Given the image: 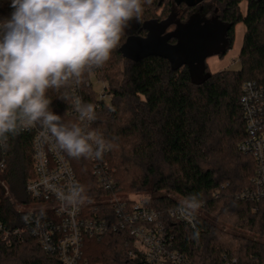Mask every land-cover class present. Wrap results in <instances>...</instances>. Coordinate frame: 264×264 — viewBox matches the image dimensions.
<instances>
[{
    "label": "trees",
    "instance_id": "1",
    "mask_svg": "<svg viewBox=\"0 0 264 264\" xmlns=\"http://www.w3.org/2000/svg\"><path fill=\"white\" fill-rule=\"evenodd\" d=\"M211 1L229 27L226 53L220 57L233 48L237 25L245 26L238 71L210 74L196 83L188 68L174 70L170 61L161 56L139 62L126 59L122 47L132 37L146 38V23H162L179 12L180 23L186 24L191 16L202 13L201 5L189 8L185 4L175 6L173 0H161L157 10L163 12L157 16L152 11L156 0H144L143 22L130 21L121 46L105 65L92 71L106 82L109 103L98 99L91 72L78 85L49 89L47 96L51 99L50 110L61 115L62 122L68 125L80 123L72 97L94 105L96 119L90 130L111 145L101 165L113 174L118 194L147 195L150 208L159 211L176 209L184 205L180 200L197 197L200 206L197 211L191 210L197 217L196 230L166 221L176 249L191 264H224L225 256L236 259L237 264H264V201L241 198L251 187L256 164L239 148L247 135L240 105L242 87L246 82L264 85V0ZM244 1L245 14L240 7ZM10 15L8 0H0V21ZM176 29L177 25L172 24L167 33ZM176 42L172 39L169 43ZM121 62L123 68L119 66ZM87 83L91 86L87 87ZM63 95L69 99H60ZM33 135L22 131L8 134V151L0 157L6 161L0 179L8 187V192L0 189V222L9 229L22 226L23 215L17 206L31 200L26 185L34 177ZM64 154L79 186L84 188L87 211L98 213L101 219H114L113 207L106 201L108 193L94 175L93 158L77 159ZM227 224L254 236L227 231L223 227ZM132 250L137 252L129 233L110 231L100 241L87 239L84 256L91 264H142L130 257ZM0 264L61 262L46 253L34 237L25 234L5 239L0 234Z\"/></svg>",
    "mask_w": 264,
    "mask_h": 264
},
{
    "label": "clouds",
    "instance_id": "2",
    "mask_svg": "<svg viewBox=\"0 0 264 264\" xmlns=\"http://www.w3.org/2000/svg\"><path fill=\"white\" fill-rule=\"evenodd\" d=\"M143 2L11 0L10 17L0 21V148L7 147L8 134L39 125L43 139L69 157L102 158L111 145L88 130L86 122L96 119L94 105L72 97L80 123L68 125L50 110L47 92L78 85L86 73L105 65L130 21L143 22ZM59 195L76 205L84 188L74 185ZM184 206L195 211L200 202L191 196Z\"/></svg>",
    "mask_w": 264,
    "mask_h": 264
},
{
    "label": "built area",
    "instance_id": "3",
    "mask_svg": "<svg viewBox=\"0 0 264 264\" xmlns=\"http://www.w3.org/2000/svg\"><path fill=\"white\" fill-rule=\"evenodd\" d=\"M11 0L8 10L11 14ZM91 76L96 73L91 72ZM91 83H87L90 87ZM93 86V84H92ZM107 88L99 95L100 101L109 99ZM240 105L246 126V139L240 144L243 154L251 156L256 164V172L251 179V187L241 194L245 201H264V85L246 82L242 87ZM97 108H99L97 106ZM90 130L91 122H86ZM39 125L23 130L33 135L34 177L26 185L31 198L27 204H20L23 210L21 227L7 228L0 222V234L5 239L29 235L38 240L42 249L56 256L61 264H91L84 256L87 239L100 241L110 232H126L135 240L136 251L130 252L132 259L142 264H191L189 259L175 247V238L166 221H174L197 229V217L184 205L171 210L159 211L150 208L147 195H120L116 192L113 174L101 165V158H93L94 175L108 193L106 201L112 205L114 219H101L99 214H91L86 202L76 205L67 203L59 194H67L74 185H79L76 173L65 156L52 143L41 136ZM7 147L0 148V157L6 155ZM104 152L103 156L107 153ZM102 156V157H103ZM6 170L5 159L0 160V175ZM8 187L0 179V189ZM224 264H237L236 259L224 257ZM101 264V263H97Z\"/></svg>",
    "mask_w": 264,
    "mask_h": 264
},
{
    "label": "water",
    "instance_id": "4",
    "mask_svg": "<svg viewBox=\"0 0 264 264\" xmlns=\"http://www.w3.org/2000/svg\"><path fill=\"white\" fill-rule=\"evenodd\" d=\"M173 1L175 6L185 4L189 8H195L204 0ZM174 18L175 15H172L169 20L162 23L155 21L146 23L147 37L130 38L121 52L132 62H139L151 56H161L170 61L174 70L187 67L193 81L199 83L210 76V73L205 74L207 59L226 53V35L229 28L215 21H205L200 14L191 16L186 24L175 22ZM172 24H176L177 29L167 33ZM172 39L177 41L173 45L176 49L173 54L162 49L163 44H169ZM195 77H203V79L197 81Z\"/></svg>",
    "mask_w": 264,
    "mask_h": 264
},
{
    "label": "rangeland",
    "instance_id": "5",
    "mask_svg": "<svg viewBox=\"0 0 264 264\" xmlns=\"http://www.w3.org/2000/svg\"><path fill=\"white\" fill-rule=\"evenodd\" d=\"M161 0H156V6L155 8H153V13L157 16H160L162 14V10H157V5L158 2H160ZM166 2H168L169 0H165ZM206 1H210V0H206ZM211 4L214 3V1L209 2ZM241 11L243 14H245L246 12V7H247V2L244 1L241 4ZM175 21V18H174ZM176 22V21H175ZM174 30V29H171ZM244 34H245V26L243 23H240L237 25L236 27V37H235V42L233 45V48L231 50L228 51V53L223 56H212L210 58L207 59L206 64H207V72L210 74H216L222 71H227V70H231V71H238L240 69V62H239V55L243 46V40H244ZM163 51H166L167 53H174L176 51V49L173 47V44H163L162 46ZM119 66L121 68H123L124 66V62H121V64H119ZM91 76V75H90ZM205 76V75H203ZM91 82L93 84V89L94 91L97 93L98 95V99H99V95L103 92L104 87H107L106 82H102L101 80H99L96 76H91ZM203 79V77H195V80L199 81ZM110 98L106 99L105 101L107 103L110 102ZM8 192V191H7ZM182 203H184L183 200H180ZM18 210H23L22 207H19V205L17 206ZM198 209H196L197 211ZM223 226V225H222ZM225 228V230L236 233V234H240V235H244L247 237H252L254 236V234L250 233V232H245L242 230H236V228H234L233 226L227 224L226 226H223ZM258 239V237H255ZM264 240V239H263ZM262 240V241H263Z\"/></svg>",
    "mask_w": 264,
    "mask_h": 264
},
{
    "label": "flooded vegetation",
    "instance_id": "6",
    "mask_svg": "<svg viewBox=\"0 0 264 264\" xmlns=\"http://www.w3.org/2000/svg\"><path fill=\"white\" fill-rule=\"evenodd\" d=\"M200 5H201V8L199 9V11H201L202 13H196V14H200V16L203 18V20L209 21V22L215 21V22L220 23V24L224 25L225 27L229 28L227 25H225L223 23V20L220 18L219 9L218 8L213 9L215 6L214 3L209 4V5H202V4H200ZM206 10L209 11V13L208 12L205 13ZM211 10H213L212 15H211V12H212ZM174 15H175V21L180 23V21H181L180 13L176 12V13H174ZM180 24H182V23H180ZM216 56H219V55H216ZM185 68H187V67H185ZM206 71H205V74H206Z\"/></svg>",
    "mask_w": 264,
    "mask_h": 264
}]
</instances>
